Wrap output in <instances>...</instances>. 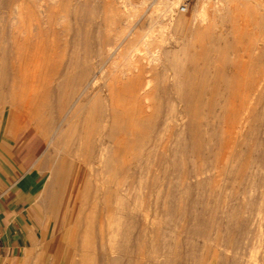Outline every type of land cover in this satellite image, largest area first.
Returning <instances> with one entry per match:
<instances>
[{
    "label": "rangeland",
    "instance_id": "1",
    "mask_svg": "<svg viewBox=\"0 0 264 264\" xmlns=\"http://www.w3.org/2000/svg\"><path fill=\"white\" fill-rule=\"evenodd\" d=\"M29 1L18 3V14L7 8L6 0H0V178L4 172L9 174L13 188L28 196L30 221L35 224L34 234L40 237V244L18 264H68L77 259L73 247L64 241L68 217L80 215L83 221L87 215L92 219L96 211L94 217L104 221L107 211L102 192H117L116 200L115 195L110 197L112 203L132 209L126 211L133 215L130 234L135 264H231L233 254L251 264H263L264 0H233L245 5L228 3L223 17L210 13L212 19L200 28L204 31L194 35L186 29L198 24L192 14L200 0H40L46 10L44 17L35 6L38 0ZM206 1L211 8L229 0ZM165 2L173 3L170 9H165ZM181 2L186 4L184 12L178 10ZM114 9L121 12V18H112ZM120 40L119 53L109 57L103 52L111 58L104 59L100 51L107 43ZM157 47L175 50L173 65L164 73L150 61ZM100 59L104 70L111 66L118 67V72L131 70L141 82L149 77L153 112L158 108L159 115L165 116L171 106L186 112L157 137L159 125L154 131L146 121L135 123L137 112L126 110L131 113L124 115L127 131L117 132L123 137L114 145L113 172L103 170V174L97 157L99 146L93 141L94 126L78 124L84 140L77 146L81 154L72 159L71 146L54 143L57 135L52 125L58 99L56 83L64 84L65 104L81 67ZM57 72L61 77L55 78ZM118 72L108 75L106 81L117 75L124 89L128 78ZM102 79L97 85L103 86ZM258 83V89L263 88L256 94ZM126 94L120 96L123 104ZM201 102L204 109L199 108ZM185 103L188 109L182 106ZM213 108L214 115L221 118L210 115ZM81 111L78 120L88 115L86 109ZM231 120H236L237 130L231 127L235 132L230 129L229 123L234 125ZM63 155L68 156L61 158ZM16 156L31 164L16 167ZM206 235L208 240L203 238Z\"/></svg>",
    "mask_w": 264,
    "mask_h": 264
},
{
    "label": "bare ground",
    "instance_id": "2",
    "mask_svg": "<svg viewBox=\"0 0 264 264\" xmlns=\"http://www.w3.org/2000/svg\"><path fill=\"white\" fill-rule=\"evenodd\" d=\"M28 1L29 0H27L26 2H28ZM75 1H77V0H75ZM234 1L233 0L225 1L222 4L219 3L220 5L218 4V5L212 6L210 8L209 7L210 5L209 6L207 5L208 1L205 2V0H200V2L195 5L196 7H194V13L192 14L193 21L194 20L195 21L198 20V24L194 25V26H192V24H191L190 26L187 27L186 31L188 30L193 35L196 34V32H199L200 28H203V27L205 28L206 25H208V22L210 21V19H212L211 15L219 14L220 17L221 16L223 17L225 15L226 11H227L228 3L230 4V2H231V3H234V4H238V2H239V1L234 2ZM23 2H25V0H6V3L9 5L7 8L11 9V11L13 10L14 13L16 11L18 13V9H19L18 3H23ZM32 2H36V1L34 0ZM25 3H23V4H25ZM67 3H65V4L67 5ZM171 3L172 2H165L164 3V7H165L166 10L170 9ZM239 3L242 4V5H245L242 2H239ZM244 3H245V1H244ZM71 4L69 6L73 7L74 5L72 6ZM215 4H217V3H215ZM20 5H22V4H20ZM25 5H23V7H25ZM31 5H33V8H35V6H36L39 15H41L43 17L45 16L46 10H45L44 6L41 4L40 0H38L35 3V6H34V3L31 4ZM25 9H27V8H25ZM114 10H115V12H114V16L112 15V18L113 17L121 18V16H122L121 12L118 9H114ZM27 11L30 12V10H27ZM210 13H211V15H210ZM16 16H18V15H16ZM261 18H262L261 20L264 23V17L262 16ZM7 20H8V18H7ZM24 21H26V20H24ZM177 25L181 26L180 24H177ZM202 30H200V31H202ZM121 32L122 31L116 33L115 39H118V37H120ZM189 36H190V34H189ZM139 40H140V38H139ZM116 41H118V40H116ZM134 41L136 42V40H133V42ZM114 43H112V44H114ZM120 43H121V40L119 42H116L114 47H113V45L111 43H107L106 44V45H108L107 48L104 46L105 47L104 50H102V48L100 49V50H102V51H100L101 54L105 53L106 55H110L109 57H111L114 53L118 52V50H119L118 47H119ZM174 54H175V50H173V49L157 47V49L154 50L152 56L150 57V61L151 62L154 61V64H157V66H159L162 69V72H163L164 70L167 69L168 65H173L172 61H173V58H174ZM106 55H105V57H106ZM109 57H106L104 59H107ZM109 59H111V58H109ZM102 60H103V58H102ZM104 61L105 60H103L102 62H104ZM120 61H122V60H120ZM99 62H101V59L99 61L97 60L94 63L87 64V65L81 67V72H80V74L78 76V82H77L76 86L74 88H72L71 91L69 92V95L66 98L65 104L63 102V96H64V93H66V92H65V90L62 89V86H61V85H64V84H60L59 82L56 83L55 90H56V93L58 92V97L56 96L58 99H57V102H55L56 103V106H55L56 107V111L53 108L54 109V111H53L54 114L56 112V114H55L56 116L54 115L56 118L53 120L52 125H54L53 130L55 129L54 131H56V135H57V137H55V139H53L55 141L54 143L56 145L58 143L59 144L61 143V146H62V143L64 142V148L67 145H68V147L71 146L73 149L71 147H69V148L72 149V150H70V152H69L70 154L69 155H71L72 159L78 157L81 154V153L80 154L78 153L77 146L84 140L83 134L80 133L81 130L83 131V128L81 130H79L78 124L82 123L81 125H84V126H80V127H87L89 124H90V126H94V128L96 130V132H95L96 133V137L93 138V141L97 142L98 146H99V152H98V156L97 157H98V159L100 161V165L98 164L99 165V169H102V170L100 171L98 169V166H97V169L102 173L103 170L112 171L111 167H110V163L113 162V160L116 158V155L113 153L114 145L116 146L119 143V141L122 139V137H123V136L122 137L120 136L121 134L120 135L117 134V132L118 131H123V132L127 131L126 127H124L123 124L125 123L124 121H127L126 119L124 120V115H125V112H126V115L128 114L127 113L128 109H134L137 112V115H136L137 117L134 119L133 122L137 123V122H145L146 121L147 124L153 125L152 128H153L154 131H155V127L154 126L159 125L160 126L159 128L156 126L158 128V129L156 128L158 130V132L156 130V134H157L156 136L157 137L159 136L158 134L162 133V131H165L169 127L170 123L172 124L171 121H173V119L176 120L175 118L178 115L180 117V113H181V115L183 117L184 115H186V112L183 111V112H185V113H183L184 114L183 115L181 110L179 112L175 111L174 108L176 109L177 106L176 107L171 106L170 108H168V111H166L167 113L165 114V116L163 114H162L163 116L159 115L158 108H156L155 112H153V104H152L153 97H152L151 92H150V90H151L150 89L151 79L149 77L145 78L143 82H141L140 80L136 81L138 78L136 80L134 79V75L131 73V70H128L127 72H125L123 70L118 72V70H117L118 67L115 68V66H111V68H109L107 70H104L105 69L103 67L104 65L102 66ZM118 66H120V65H118ZM149 67H151V66H149ZM151 68H149V69L151 70ZM116 71L118 73H120V75L127 76V78H128L127 82H123L125 92H124L123 87L121 88V86L119 85V79L116 78L117 75H113L114 79H112L110 77L112 79V81H106L108 75L112 76L113 73L114 74L117 73ZM146 72L148 73L149 70H146ZM56 74L57 75H56L55 78L61 77L58 72ZM262 76L264 78V74H262ZM140 77H141V75H140ZM99 78H101V79L104 78L103 86L97 85V81H98ZM120 80L122 81V78ZM261 83L264 84V82H261ZM258 86H259V83L255 84V86H254V89L256 90V92L258 90L261 91V89L263 88L262 86H264V85H262L260 89H258ZM254 89H252L253 92L255 91ZM105 90L107 91V93H105ZM179 92H181V91H179ZM258 92L256 94H259ZM122 93H127L126 95H128V97H127V101L125 103L128 104L129 106H131V108H128L129 107L128 105L126 107V104L125 103L123 104L121 102L122 99H121L120 96L122 95ZM246 94H248L247 91H246ZM249 96H250V94H249ZM245 97H247V96H245ZM180 98H181V100L182 99L186 100V98L184 99V98H182V96H180ZM190 98H191V96H190ZM29 99H28V101H29ZM195 99L197 100V98H195ZM119 100H120V102H118ZM190 100H192V99H190ZM230 101H231V99H230ZM30 102H32V101H30ZM182 102H187L188 103V100L187 101H182ZM191 102H193V101H191ZM202 102H204V100ZM202 102H201V104L199 103L200 104V107H199L200 109H202V108L204 109V106H202V108H201ZM228 102H229V100H228ZM28 105H29V102H28ZM30 106H32V105H30ZM182 106L184 108H187V109L189 108L188 105H187V107H185L186 103H185V105L182 104ZM213 106H215V105L213 104L212 107ZM232 106H233V104H232ZM23 108H25V107H23ZM28 108H30V107H28ZM84 108L86 109V113H88V115L87 116L85 115V117H83V118L81 116L82 120L81 119L78 120V117L80 116V112H82L81 110H85ZM192 108L195 110V112H193V110H192V112L196 113L197 112L196 109L193 106H192ZM208 108H211V107H208ZM222 108H223V106H222ZM180 109H182V107ZM213 109H212V111L214 113H210L211 109H209V113H210V115L212 114V116L214 117L217 114L215 113L216 112L215 108H213ZM182 110H184V109H182ZM26 111H28V110L26 109ZM129 112H130V110H129ZM130 113L128 114V116L130 115ZM189 113L190 112H188V116L190 115ZM193 113H192V115H193ZM228 113H230V112H228ZM214 114H216V115H214ZM212 116H211V118H213ZM218 117H220V115H218ZM218 117L216 116V117H214V119L215 118L218 119ZM126 118H127V116H126ZM154 118H159V120L156 121V119H154ZM129 119L130 118H128V120ZM232 120L230 122H233V124L236 123V122H234L236 120H234V121H232ZM207 121H208V119H207ZM175 122H177V121H174V123ZM203 122L206 123L205 120ZM209 123H210V121H209ZM209 123L206 124V125H209ZM211 123H213V122H211ZM214 124H216V123L214 122L213 126H214ZM229 124H230L229 125L230 129L233 126L232 128L237 130V127L234 128V126L236 124H234V125H231L232 123H229ZM217 125H219L218 122H217V124L215 126H217ZM239 127H241V126H239ZM152 128H151V130H152ZM227 128L228 127H226V130L229 131V132H231V130L234 131L233 129L229 130ZM223 130L225 131V129H223ZM239 130H240V128H239ZM76 132H77V134H76ZM128 132L131 134L130 131H128ZM239 132H241V131H239ZM12 133H13V131H12ZM153 133H155V132H153ZM226 133H228V132H226ZM10 134L11 133H9L8 135H10ZM115 134H116V136L119 135L120 138H116ZM233 134L234 133L232 132V135ZM236 134L237 133H235V135ZM232 135L230 133L229 138ZM237 135L240 136L239 133ZM233 137H234V135H233ZM3 138L4 137L2 135V139ZM147 138H149V141H150L151 138H152V135L150 134V136L147 137ZM235 138H236V136H235ZM50 141H51V139H50ZM147 141H148V139H147ZM1 142L3 143L4 140L1 141ZM5 143H6V141H5ZM7 143H8V141H7ZM202 143H204V142H202ZM0 146H1V144H0ZM205 147H207V146H205ZM67 152H68V150H67ZM59 155H61V154H59ZM65 156L67 157L68 155H63V157L61 156V158H64ZM204 156H205V154H204ZM64 160L62 161V164L64 163ZM73 165L74 164H72V167H73ZM57 168L58 167H56V169L51 170L50 175L53 172L57 171ZM51 181H54V179L52 178ZM53 184H54V182H53ZM51 186L53 187V185H51ZM85 194H84V196H86ZM97 194H99V193H96V195L94 194V196L97 197ZM102 194H103V198H102L103 200L102 199H100V200H102V203L104 202L105 207H106L105 211H107L106 214L104 213L105 214V216L103 217L105 219L104 221L101 219V217L99 219L98 218L96 219V216L94 217L95 214H93V213H95L96 211L91 214V215H93V216H91L92 219H89V216L87 215L86 219H84V217H82L83 221H81L80 215L76 216L75 214L74 215L70 214L69 217L67 215V217H68V225L65 226L66 225V221H67L66 220L65 223H64V226L67 228L66 229L67 231L65 232L66 235L64 237V241L67 242V245L70 244L71 248L73 247L72 248L73 253L77 256V259H75L74 256H72L71 259L74 258L75 260H72L68 264H122V261H124V264H135L134 263L135 262V255H134V250H133L134 249L133 248L134 240H133V238H132V236L130 234L131 233V228L133 226V222L131 220V216L133 217V215L131 214V212H132L131 210L132 209L130 207L127 208V207H125L123 205H120L121 204L120 202L116 206H115V204L112 203L110 197L112 195H115V200H116L117 199V195H118L117 192H106V193L102 192ZM75 196H76V194H75ZM100 197H101V194H100ZM39 198H42V197H39ZM97 198L99 199V197H97ZM86 199H87V197H85V200ZM76 200H77V198H76ZM85 200L83 202H81V204L82 203L85 204L86 203ZM93 200H94V198H93ZM100 200H98L96 202L98 203V202H100ZM75 202H74V204H75ZM92 204H90V205H92ZM104 204L101 206V208L104 207ZM99 205H100V203H99ZM72 206H74V205H72ZM96 206H98V205H96ZM82 207H84V206H82ZM97 208H96V210H97ZM51 209L53 210V208H51ZM72 209H74V207ZM127 209H129V211H131V212H127L126 211ZM79 210H80V208H79ZM81 210H82V212L84 211L83 213L86 212L85 209H83V208ZM103 210L100 211V212H103ZM48 211L51 213L50 210H48ZM87 211H89V210H87ZM71 212L73 213L72 210H71ZM82 212H79V213L82 214ZM89 213H91V212L89 211ZM98 214H100V213L97 212V215ZM56 215L57 214H55V216ZM84 215H86V213ZM98 216H101V215H98ZM142 220L145 221L146 218L145 219L142 218ZM142 220H141V224H142ZM140 230H141V228H140ZM143 230L145 232V228H142V231ZM139 234L141 235V233H139ZM61 235H62L61 237H63V234H61ZM142 235L144 236L145 234L143 233ZM203 238L208 240L207 235H206V237H203ZM60 240H62V239H60ZM261 242H262L261 246L263 248L264 247V231H263V236H262V241ZM205 245L203 243V247H205ZM63 252H65V251H63ZM262 253H264V250H262ZM71 255H73V254H71ZM70 256H69V258H70ZM67 260H68V258H67ZM230 260H231L230 261L231 264H251L248 260L242 259L239 255H236V254H233L231 256ZM262 260H264V259H262ZM262 262H264V261H262Z\"/></svg>",
    "mask_w": 264,
    "mask_h": 264
},
{
    "label": "crops",
    "instance_id": "3",
    "mask_svg": "<svg viewBox=\"0 0 264 264\" xmlns=\"http://www.w3.org/2000/svg\"><path fill=\"white\" fill-rule=\"evenodd\" d=\"M16 159L18 168L31 164L24 162L25 157ZM9 177L4 172L0 178V264H18L24 254L40 244V237L34 234L35 224L30 221L28 196L19 192L17 186L13 188Z\"/></svg>",
    "mask_w": 264,
    "mask_h": 264
},
{
    "label": "built area",
    "instance_id": "4",
    "mask_svg": "<svg viewBox=\"0 0 264 264\" xmlns=\"http://www.w3.org/2000/svg\"><path fill=\"white\" fill-rule=\"evenodd\" d=\"M178 10H179L180 12H184V11H186V4H185V2H181V3L178 5Z\"/></svg>",
    "mask_w": 264,
    "mask_h": 264
}]
</instances>
